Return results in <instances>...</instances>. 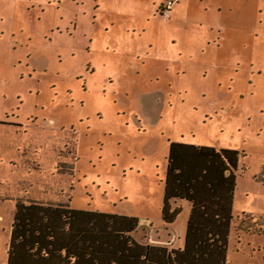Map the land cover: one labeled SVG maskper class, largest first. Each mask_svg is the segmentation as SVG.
<instances>
[{"label":"rangeland","instance_id":"obj_1","mask_svg":"<svg viewBox=\"0 0 264 264\" xmlns=\"http://www.w3.org/2000/svg\"><path fill=\"white\" fill-rule=\"evenodd\" d=\"M172 143L241 154L227 264H264V0H0V264L16 200L182 247L188 208L160 230Z\"/></svg>","mask_w":264,"mask_h":264},{"label":"trees","instance_id":"obj_2","mask_svg":"<svg viewBox=\"0 0 264 264\" xmlns=\"http://www.w3.org/2000/svg\"><path fill=\"white\" fill-rule=\"evenodd\" d=\"M240 156L170 144L162 223L174 226L189 208L180 248L139 241L132 217L16 200L7 264H227Z\"/></svg>","mask_w":264,"mask_h":264},{"label":"crops","instance_id":"obj_3","mask_svg":"<svg viewBox=\"0 0 264 264\" xmlns=\"http://www.w3.org/2000/svg\"><path fill=\"white\" fill-rule=\"evenodd\" d=\"M174 4H175V3H174ZM164 5H165V3H164L161 7H163ZM174 7H175V6H174ZM173 9H174V8H173ZM187 208H188V207H187ZM188 209H189V208H188ZM187 217H188V216H187ZM178 219H179V218H178ZM178 219H177V221H178ZM186 221H187V220H186ZM176 223H177V222H176ZM176 223H175V224H176ZM175 224H174V226H175ZM174 226H172V227H170V226H169V227L166 226V227H165V225L162 223V224H161V227H160V230L165 228V229H166V232H164V233H165L166 236H165V237L163 236V238H161V239H167V238L170 239V238L174 237V236H173V235H174V232H173V227H174ZM185 230H186V224H185ZM170 231H171L172 233H169ZM155 234H156V233H155ZM157 235H158V234H157ZM154 236H155V235H154ZM174 238H175V237H174ZM174 238H172V239L176 242V240H175ZM170 240H171V239H170ZM162 244H165V242L163 241ZM167 244H174V242L171 241V242H168Z\"/></svg>","mask_w":264,"mask_h":264},{"label":"built area","instance_id":"obj_4","mask_svg":"<svg viewBox=\"0 0 264 264\" xmlns=\"http://www.w3.org/2000/svg\"><path fill=\"white\" fill-rule=\"evenodd\" d=\"M173 2H168L167 5L164 7V14L168 15L171 14L173 8Z\"/></svg>","mask_w":264,"mask_h":264}]
</instances>
